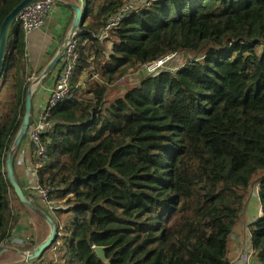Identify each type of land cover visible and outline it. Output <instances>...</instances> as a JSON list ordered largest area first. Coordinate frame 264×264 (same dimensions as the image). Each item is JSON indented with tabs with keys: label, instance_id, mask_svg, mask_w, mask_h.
Instances as JSON below:
<instances>
[{
	"label": "trees",
	"instance_id": "1",
	"mask_svg": "<svg viewBox=\"0 0 264 264\" xmlns=\"http://www.w3.org/2000/svg\"><path fill=\"white\" fill-rule=\"evenodd\" d=\"M21 1L0 0V25ZM83 1L74 84L93 76L100 57L108 81L171 54L192 58L111 101L107 85L92 78L51 111L46 160L35 174L55 206L50 212L23 191L56 224L47 261L104 264L93 250L102 247L108 264H230V236L255 186L249 264H264V0H151L109 32L108 58L96 36L128 0H103L92 16L101 0ZM26 67L25 34L15 24L0 76V250L19 223L14 203L46 225L6 176Z\"/></svg>",
	"mask_w": 264,
	"mask_h": 264
},
{
	"label": "built area",
	"instance_id": "2",
	"mask_svg": "<svg viewBox=\"0 0 264 264\" xmlns=\"http://www.w3.org/2000/svg\"><path fill=\"white\" fill-rule=\"evenodd\" d=\"M54 7L55 3L53 0H42L32 3L17 15L16 24L20 25L25 36H28L42 27L46 18L53 12ZM132 9L134 8L126 5L123 9L118 11V13L111 16L108 21L105 22L102 30L96 36V39L100 40L109 34L111 30L119 25L123 16H126ZM79 33L80 30L62 43L61 48L63 53L54 71L56 76L54 84L50 89L48 99L42 110L39 113L32 115L30 119L24 141H26L33 150L34 172L42 167L46 160L47 150L46 143L43 142V137L53 128V125L49 120L51 111L61 103L76 99L77 88L83 87L82 84L73 83L78 62ZM177 57L178 54H171L155 62L145 64L141 69L145 75H153L166 70L174 72L179 67L170 70L166 68V64L173 61ZM32 192L37 197L38 204L51 212L55 203L48 199L50 190L37 184L32 188ZM5 244H9L15 248L24 247L28 244V238L10 237ZM241 255L243 257L236 260L237 262H242L243 264L249 262V260L252 259L251 248L243 251ZM27 264L50 263L43 257L41 259L27 261Z\"/></svg>",
	"mask_w": 264,
	"mask_h": 264
},
{
	"label": "crops",
	"instance_id": "3",
	"mask_svg": "<svg viewBox=\"0 0 264 264\" xmlns=\"http://www.w3.org/2000/svg\"><path fill=\"white\" fill-rule=\"evenodd\" d=\"M57 1L76 6L80 5L79 0ZM54 3V10L51 15L46 18L42 27L34 31L30 35L25 36L27 62L26 68L28 71L34 72L43 63L46 62L48 64L53 59V57H55V55L59 52L62 43L70 37L69 33L72 27V21L74 17L73 12L64 5H61L56 2ZM107 35L104 38H106ZM102 39L103 38H101L100 40ZM108 54L103 51V55H105L106 58H108ZM53 72L52 75L49 76V78L39 84L36 91H34L35 93H32L31 103L33 115L39 113L42 110L43 106L45 105L48 99L50 89L54 84L56 76V73ZM86 77L87 75H84L83 79L80 82H77L76 84H82L84 86L86 83ZM93 77L94 76H91L90 79H92ZM18 150L19 151L17 153L14 163L12 161V169H14L13 173L15 172V174L18 176L19 182L22 185V191H25L29 196L31 195L33 198H35L37 202V197L32 192V188L38 184L37 177L33 169V150L26 141L22 142ZM14 208L15 210L20 211V219L19 223L17 224V227L12 232L11 237L28 238V244L20 248H15L9 244H4L5 246L0 250L2 252L0 254V264H27L25 256L26 253L31 252L35 247H37L41 242H43L49 233V226L47 223L46 225L37 226L33 218L27 215L15 203ZM44 235L46 236L44 239H42ZM30 246L33 247L32 250L28 249V247ZM46 254L44 255V258H46V256L48 255H51L50 252H47Z\"/></svg>",
	"mask_w": 264,
	"mask_h": 264
},
{
	"label": "water",
	"instance_id": "4",
	"mask_svg": "<svg viewBox=\"0 0 264 264\" xmlns=\"http://www.w3.org/2000/svg\"><path fill=\"white\" fill-rule=\"evenodd\" d=\"M42 1V0H22L18 5H16L12 11L4 18L0 25V76L3 72L4 67V59L6 55V47H7V40L8 35L11 27L16 24V18L17 15L28 5ZM56 3H59L61 5H64L65 7L69 8L73 12V21H72V27L69 33V36H73L75 33H77L80 30L81 25L83 24V0L80 1V5H72V4H65L57 0H53ZM63 50L62 48L59 50V52L53 57V59L47 64V66L43 69L40 78L44 79L46 76H48L50 73L55 71L56 66L62 56ZM32 91L31 87L28 88L26 96H25V103H24V115L22 118V122L20 124L19 130L14 138V141L10 147V149L7 152L6 161H5V168H6V176L8 179V182L10 186L12 187L15 196L17 197L18 201L30 209L33 213H35L37 216L42 218L45 223L49 226V233L45 240L41 242L37 247H35L31 252L26 253V261H33L41 258L43 253H45L53 244L54 240L57 236V227L52 218L48 215L40 211L38 208L33 206L28 199L23 194V191L19 184L16 182L14 178V173L12 169V156L15 152L18 151L20 148L22 142L25 140L26 132L30 123V119L32 117ZM104 248L102 247H94L93 250L97 256L98 259H100L104 264H108V261L106 260L104 256ZM2 252L0 251V254Z\"/></svg>",
	"mask_w": 264,
	"mask_h": 264
},
{
	"label": "rangeland",
	"instance_id": "5",
	"mask_svg": "<svg viewBox=\"0 0 264 264\" xmlns=\"http://www.w3.org/2000/svg\"><path fill=\"white\" fill-rule=\"evenodd\" d=\"M151 0H128L126 2V5L129 7L137 8V6H140L142 4H145L146 2L148 3ZM103 3V0L98 2L94 8H93V14L94 15L98 9V6ZM90 16V17H91ZM89 22V20H88ZM105 24V21H103V25ZM101 44V48L105 51L106 54H108L111 50V40L109 38H103L102 40L99 41ZM192 58V55L188 53H179L178 57L174 59L173 61L169 62L166 64V68L173 70L177 67H180L181 65L185 64L187 61H189ZM105 57H100L99 59H96L92 62L91 69H92V75L94 76L93 79L97 80L99 82H104L107 87H108V96L107 99L109 101L115 99L116 97H121L124 93V91L128 90L129 88L135 86L139 80L145 76L143 73L142 69H129L123 74H116L114 77L111 78L110 81L107 80V78L102 77L101 73V66L104 62ZM95 62V63H94ZM27 73V81L29 82V87H31L32 93L36 91L38 88L39 84L43 81L40 78V74H36L35 71H26ZM54 73V72H53ZM52 75V73H50ZM49 74V75H50ZM84 75H80L77 78V82H80L83 79ZM93 79H90V76H87L85 78V86H89L91 81ZM35 93V92H34ZM80 91L78 90L77 94L79 95ZM260 212V207H259V202L257 200V195H256V187L253 186L251 189V196L250 198L246 201V204L244 206L243 213L235 226L233 233L230 236V240L228 243V251H229V260L230 264H243L242 262H237L236 260H239V258H242L243 256L241 255L243 251H246L248 248H250V236L249 232L247 229V226L253 219H255ZM50 215H53V213ZM32 221V220H31ZM58 243H61L60 241ZM51 250V247L46 251L49 252ZM53 251H50L52 253ZM45 255V254H44ZM47 255V254H46ZM48 258H53V255H48L46 258H44L46 261ZM251 259L249 260V262ZM247 262L246 264H248Z\"/></svg>",
	"mask_w": 264,
	"mask_h": 264
}]
</instances>
